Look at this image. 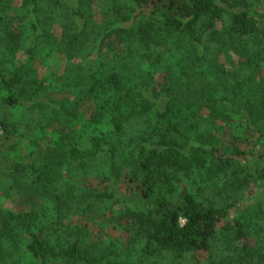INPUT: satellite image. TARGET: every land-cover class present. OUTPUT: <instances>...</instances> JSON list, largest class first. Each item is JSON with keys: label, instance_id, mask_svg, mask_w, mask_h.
I'll return each mask as SVG.
<instances>
[{"label": "trees", "instance_id": "1", "mask_svg": "<svg viewBox=\"0 0 264 264\" xmlns=\"http://www.w3.org/2000/svg\"><path fill=\"white\" fill-rule=\"evenodd\" d=\"M261 2L0 0V104L30 118L0 121V264L264 259V201L232 215L264 183Z\"/></svg>", "mask_w": 264, "mask_h": 264}, {"label": "rangeland", "instance_id": "2", "mask_svg": "<svg viewBox=\"0 0 264 264\" xmlns=\"http://www.w3.org/2000/svg\"><path fill=\"white\" fill-rule=\"evenodd\" d=\"M254 2V0H251ZM97 4L100 7L99 9H107L109 8L110 5V0H97ZM261 5L257 9L259 12H262L264 14V0L260 3ZM98 6L97 9L94 8V12L98 13ZM99 15H97L96 18H98ZM55 34H59L58 31ZM77 64V59L76 58H71L67 57L64 55H52L48 59L42 61L41 64H35V68L37 71V76L39 80L41 79V82H43L46 86H51L54 88H58L62 83L68 84L67 77L70 72V70ZM33 66V65H32ZM86 111L85 109H82V113ZM86 115V113L84 114ZM7 121V122H12L18 124V133L23 132L24 130L26 131L25 123L30 121V118L28 115L25 114L22 109H15V110H10L7 107H4L2 104H0V121ZM136 127V126H135ZM79 124L76 125L74 131L79 130ZM130 129H133L132 126ZM51 129H49L50 131ZM4 142L3 140V134L0 130V143ZM27 144H23L20 152H24L27 149ZM246 149H249L250 147H245ZM11 158H14V155L10 156ZM0 165H5V163L0 164ZM99 169V166H92L90 169H88V178L91 179L93 178L97 171ZM251 195H246L245 194V199L243 201H238L234 205V209H232V215H237L240 214L241 210L239 207L245 205V204H251L260 200L264 201V183L260 185L256 190H251ZM16 207V205H15ZM13 208V207H12ZM234 213V214H233ZM100 221L103 220L101 216H99ZM96 219L94 216H89L87 220L85 219H79L75 216H72L69 218V223L72 226H75L76 224L79 226L86 225L88 227V230L91 232V235L89 236V239H93V233H96L99 231V228L97 224H95ZM109 229V228H108ZM112 233V232H110ZM249 242H251L254 245L253 239L249 238ZM23 256V255H22ZM28 258L25 256L22 257V262L26 263ZM254 264H264V259L254 260ZM183 264H194L196 261H194L192 258H186L182 260Z\"/></svg>", "mask_w": 264, "mask_h": 264}]
</instances>
